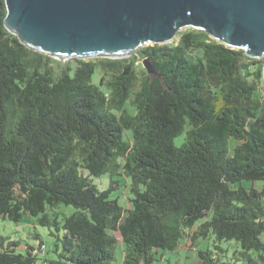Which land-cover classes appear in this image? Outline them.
<instances>
[{
	"label": "trees",
	"instance_id": "16d2710c",
	"mask_svg": "<svg viewBox=\"0 0 264 264\" xmlns=\"http://www.w3.org/2000/svg\"><path fill=\"white\" fill-rule=\"evenodd\" d=\"M6 14L0 0V219L47 228L62 252L0 237V264H110L118 248L119 264L181 249L225 264L198 248L210 235L239 245L231 264H264L263 57L190 28L129 57L58 61ZM105 175L125 178V202L93 183Z\"/></svg>",
	"mask_w": 264,
	"mask_h": 264
},
{
	"label": "water",
	"instance_id": "95a60500",
	"mask_svg": "<svg viewBox=\"0 0 264 264\" xmlns=\"http://www.w3.org/2000/svg\"><path fill=\"white\" fill-rule=\"evenodd\" d=\"M5 27L30 50L60 61L125 58L203 30L250 58L264 57V0H5ZM143 67L155 73L148 60Z\"/></svg>",
	"mask_w": 264,
	"mask_h": 264
},
{
	"label": "rangeland",
	"instance_id": "374dc122",
	"mask_svg": "<svg viewBox=\"0 0 264 264\" xmlns=\"http://www.w3.org/2000/svg\"><path fill=\"white\" fill-rule=\"evenodd\" d=\"M189 29L190 28L188 27H183L180 30H178L171 42L173 41L175 42L178 39V35L181 32H184ZM88 59H92V58H87L84 60H88ZM263 73H264V69H263ZM263 93H264V87L261 88L260 90V94H263ZM125 136H127V133L125 134ZM183 138H184V135L178 136L177 138H175L174 143L177 146H179L183 142ZM92 181L99 189H107L111 181L118 183L119 186L117 187V189L114 191H111L110 193L111 198L118 196L120 203L125 202V199L127 198L126 196L127 194H126V189L124 185L125 178H123V176L115 175L112 178H110L109 175H105L100 178H92ZM263 203H264V200H263ZM62 208L65 211L66 215H69L74 211L72 207H62ZM36 233L39 235L38 237L44 242L46 246V251H47L46 257L48 259L57 258L56 253H54L55 244L58 245L59 252H62V243L61 241H57L55 237L50 236L49 230L47 228H43L39 226L35 227L33 223H28V222H22V223L16 224L9 220L0 219V237H5L11 241L19 242L21 245H24L25 243L35 244L36 240L32 237V235ZM116 236L119 237L118 234H116ZM60 237H61V234H60ZM215 245L218 247V249L214 247ZM198 248L200 249L209 248L213 253L217 254V256L220 257L219 259L220 263L225 262V264H231L232 262H237L236 259L241 260V258L238 255H235V251L239 250V245L236 243L235 240H230L227 242L225 241L218 242V241H215L213 235H210V238H208L207 241H203V240L199 241ZM121 259H122L121 252H120V249L118 248L116 259L111 261L110 264H119ZM168 262H170V264H195L198 262V257L196 256L195 252L193 253L187 252L186 250L181 249V250H177L172 253L170 252L166 253L165 258L162 261V264H168Z\"/></svg>",
	"mask_w": 264,
	"mask_h": 264
}]
</instances>
